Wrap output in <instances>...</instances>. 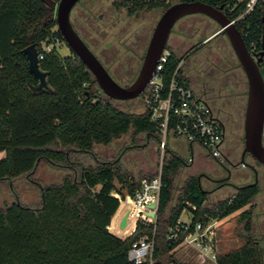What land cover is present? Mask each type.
I'll return each mask as SVG.
<instances>
[{
  "label": "trees",
  "instance_id": "trees-1",
  "mask_svg": "<svg viewBox=\"0 0 264 264\" xmlns=\"http://www.w3.org/2000/svg\"><path fill=\"white\" fill-rule=\"evenodd\" d=\"M173 1L112 0L111 4L115 10L125 9L129 16H136L166 9ZM204 1L214 7L223 5L247 44L262 48L264 0L241 17L249 0ZM55 39L65 41L55 9L46 0H0V152H4L0 181L30 176L42 161L65 170L59 180L42 186L38 207L18 201L0 206V264H136L128 251L144 236L154 239L153 264H169L174 261L172 251L197 222L206 225L253 202L259 188L247 184L211 207L205 203L207 191L197 177H189L172 204L185 159L166 148L155 221L137 219L125 237L113 233L109 226L120 207L114 192H121L115 180L126 183L134 195L141 179L129 178L121 160L92 165L72 156L92 155L96 146H108L130 131L158 139L157 130L144 108L140 113L127 112L105 95L72 49V55L61 56L55 46L48 51L41 47L43 41ZM30 45L36 46L38 56L43 55L39 66L46 73L47 86L41 89L24 51ZM180 61L171 51L162 71L166 86ZM178 72L182 75V68ZM184 209L192 214L189 229L178 228L170 238V229L181 224ZM246 228L250 230V219ZM217 262L261 264L251 237L240 248L219 254Z\"/></svg>",
  "mask_w": 264,
  "mask_h": 264
},
{
  "label": "rangeland",
  "instance_id": "rangeland-1",
  "mask_svg": "<svg viewBox=\"0 0 264 264\" xmlns=\"http://www.w3.org/2000/svg\"><path fill=\"white\" fill-rule=\"evenodd\" d=\"M58 1L59 0H46L48 5L54 9H56ZM177 1L178 0H174L172 3ZM111 2L112 0H80L72 10L71 21L75 29L88 43L94 53L106 64V68L114 79L121 80V78L117 76L116 71L121 64L127 65L131 62L132 72L124 75L122 79V82H124L123 84H130L137 77V73L140 69L139 67H141L140 62L142 61L140 57L137 58V41H139V54L142 56L155 25L165 9L155 8L150 11L140 12L136 16H129L125 9L121 12L118 10L114 12ZM197 17L200 19L204 18V16ZM185 24V22L181 21L175 26L170 35L167 49L172 52L182 50L185 47H187L186 50L192 49L193 52H191L190 57H192L191 59L195 62L191 60L192 68L193 71L197 72L198 66L201 63L207 62L209 59L218 56L217 51L219 49L216 45L211 47L201 44L202 37L196 35L191 36V34H189L195 31L194 26L191 24L189 27H186ZM144 25L146 29L141 31V37L137 39L135 35ZM182 28L186 30L183 31ZM123 29H126V32L124 31L125 33ZM182 32L185 34H182ZM195 33L198 34L197 32ZM207 33L208 32H206V34ZM215 39L216 38L212 40V44L215 42ZM53 46L57 48L61 56L73 54L68 44L61 39H55L50 42L43 41L41 43V47L46 51L50 50ZM106 47L107 49H105ZM115 51L117 53H115ZM128 55H130L131 58H129ZM139 59H141L140 62ZM116 104L121 109L131 113H140L143 110V104L140 98L116 100ZM132 146L137 147V150L134 149L133 151V149H131ZM126 152H129V154ZM93 153L92 155L78 154V156L73 155L72 157L75 160L79 158L80 161L92 165H96L97 161L113 162L123 159L121 160L124 162V164L121 162L122 168L124 167L125 169L128 167L126 168L127 170L134 169L137 172V178L141 177L142 179L145 175L146 177H150L155 174L161 158V149L158 139L153 136L149 137L144 133L135 136L132 131L125 134L122 138L113 141L108 146H96ZM134 155H137V159H135ZM3 156L4 152H0V158ZM136 160L137 168L134 167ZM255 165L256 163L253 164V166ZM64 173L65 170L59 165L42 161L36 171L30 176L24 175L18 178L0 181V206H4L12 201H18L22 204L38 207L41 202L42 186L46 182L59 180ZM198 173L199 171L196 172V175ZM127 175L129 176L128 173ZM186 176L187 173L185 172H180L177 175V187L183 184ZM255 198L256 206L254 209L250 208V204H248L226 217L221 223L213 226L214 243L218 255L234 251L247 242L251 232L246 228V223L248 219H251V216L259 222H262L264 219V190L262 189V192ZM207 205L211 207L214 206L210 204ZM252 210H254V212ZM188 214L190 213L185 211L182 215V219L188 220ZM214 220L215 219H213V221ZM110 226H112V223ZM254 231L253 237H264V232L261 231V227ZM149 238L151 239V237ZM181 251H183L182 247L177 251H172L174 260L183 259ZM258 256L261 264L264 263V248L258 249ZM194 264H197L196 260Z\"/></svg>",
  "mask_w": 264,
  "mask_h": 264
},
{
  "label": "built area",
  "instance_id": "built-area-1",
  "mask_svg": "<svg viewBox=\"0 0 264 264\" xmlns=\"http://www.w3.org/2000/svg\"><path fill=\"white\" fill-rule=\"evenodd\" d=\"M257 1L249 0L240 17L249 13ZM233 21L236 20L233 19ZM170 54L171 51L164 50L147 86L138 97L142 100L143 108L149 113V119L157 130L161 149L157 172L140 181V186L131 199L138 209L137 218L147 223L155 221L162 187V157L170 137H180L189 142L199 143L212 159L220 164L227 163V155L223 150L224 129L211 104L204 96L195 92L192 86L184 80L183 75L178 72L182 67V60L170 83L165 85L162 71ZM42 57L43 55L39 56V58ZM190 161L192 158L189 157L188 162ZM241 165L246 166V163L243 162ZM151 203H156V208H151L149 206ZM192 207L195 208L194 205ZM150 213H155V216H151ZM178 223H181L179 227L170 229V238L177 235L178 228H183L185 232L188 231L190 222L179 220ZM213 226L210 220L206 225L197 222L194 231L187 232L181 242L191 244L196 249L198 264H218ZM153 248L154 239L147 236L142 237L132 243L128 258L136 264H153Z\"/></svg>",
  "mask_w": 264,
  "mask_h": 264
},
{
  "label": "water",
  "instance_id": "water-1",
  "mask_svg": "<svg viewBox=\"0 0 264 264\" xmlns=\"http://www.w3.org/2000/svg\"><path fill=\"white\" fill-rule=\"evenodd\" d=\"M79 1H58L55 9L57 27L68 46L92 73L102 92L115 100H132L140 96L153 75L164 50L167 49L170 33L180 18L188 14L202 13L217 21L221 30L227 35L248 79L243 159L244 155L249 152L256 161L264 164V75L260 68V62L264 56V35L261 50L252 54L241 30L224 11L223 5L214 7L204 0L174 2L162 12L155 25L137 77L131 84L125 86L113 78L75 29L71 21V13ZM24 51L29 59L31 71L40 79L38 89L46 87V73L40 69L36 46L30 45ZM223 167L226 166L223 165ZM149 206L156 208V203H151ZM150 215L155 216V213H150ZM126 223L127 215L123 217L121 226L124 227Z\"/></svg>",
  "mask_w": 264,
  "mask_h": 264
},
{
  "label": "crops",
  "instance_id": "crops-1",
  "mask_svg": "<svg viewBox=\"0 0 264 264\" xmlns=\"http://www.w3.org/2000/svg\"><path fill=\"white\" fill-rule=\"evenodd\" d=\"M197 16H204V18L200 19ZM181 21L186 23L185 24L186 27H189V25L191 24L192 26H194L195 31L189 33L191 34V36L196 35L202 37L203 39H208L211 38L214 34H217L221 36L223 39L229 41L225 32L221 30L218 22L205 14L194 13L183 16L176 22L172 31L174 30L175 26L179 24V22ZM183 28L182 30L185 31L186 29ZM195 32H197L198 34H196ZM206 32L208 33L206 34ZM182 34L185 33L182 32ZM186 48L187 47L183 48L182 50H179L180 52L178 50L173 51L182 60L181 68H182L183 78L186 82H188L192 86L195 92L204 96L206 100L211 104V106H214V102L210 97V93H208V91L211 90L210 88H214V87L217 89L219 88L222 91V94L224 95L226 91L230 89V84L226 83L224 85L221 82L220 85H224L222 87H220V85L218 86H216L215 84L212 85L211 76L209 73L193 71L192 63H191L193 60L191 59L192 57H190L191 52L193 51L192 49L186 50ZM245 93H247L246 95H248V87L245 89ZM244 98H245L244 102H247L248 98L246 96ZM167 148L168 150L173 151L175 154L185 159V163L181 167L179 173L180 172L187 173L186 179L183 181V184L180 185V187H177V182L175 183L172 204L176 203L178 196L180 194V190L182 189L185 181L189 177H197L198 182L202 187V189L207 191V198L205 200V203L210 205H216L218 202L229 198L230 196L235 194V192L238 190L237 186L250 183L254 180V169L252 167L253 164L256 163L255 158L251 156L249 152H247L244 155V159H243V154H242L243 146L240 145L236 150L233 147V144L231 143V140L228 137L223 142V150L228 157L227 163L225 164H220L214 159H212L208 155L206 149L201 144L196 142H189L184 138L175 137V136L170 137ZM131 149H133L134 151V149L137 150V147L132 146ZM126 153L129 154V152ZM189 157L192 158V161L190 162H188ZM135 159H137V155L135 156ZM121 162L124 164L123 161ZM135 162L136 163H134V167L137 168V160ZM243 162L246 163V166L241 165V163ZM223 165H225L226 167H223ZM126 168L124 169L123 167V171L124 170L125 172L127 171V173L129 174V178H134L136 181L142 179L141 177L137 178V172L134 169L127 170ZM229 170L232 171V174L227 177L226 182L224 183L220 182L218 177L227 175V172ZM197 171H199V173L196 175ZM144 177H146V175ZM115 184L116 187L121 191V192H117V191L114 192V194L120 198V207L117 210L116 214L114 215L112 219V226H109V229H111L113 233L121 237H124L133 231L135 227V223L138 219L136 216L138 209H136L134 202L131 200L133 195L129 193L126 183L115 180ZM259 194H257L256 197ZM185 211L187 213L188 212L190 213L188 214L189 217L188 220L182 219V215ZM125 215H127V223L124 227H122L121 222ZM226 217L221 219L213 218L215 220L213 221V219H211L210 222L214 226H216L217 224L221 223L222 220H224ZM191 219H192L191 212L188 211L187 209H184L179 220L190 222ZM181 247L183 248V251H181L183 259L181 260L176 259L169 264H194L195 260L198 264L196 249L191 244L181 243L174 250L177 251Z\"/></svg>",
  "mask_w": 264,
  "mask_h": 264
},
{
  "label": "flooded vegetation",
  "instance_id": "flooded-vegetation-1",
  "mask_svg": "<svg viewBox=\"0 0 264 264\" xmlns=\"http://www.w3.org/2000/svg\"><path fill=\"white\" fill-rule=\"evenodd\" d=\"M112 9L115 12V9L113 7ZM123 10L124 9H120L119 11L121 12ZM144 29H146L145 25L144 27L140 28L139 29L140 31L135 35L137 36V39L141 37V31H143ZM124 31L126 32V29H123V32ZM214 38L216 39H215V42L212 44V40ZM200 43L205 44L206 46H211V47L216 45V47L219 49L217 51L218 56L216 58L209 59L207 62L201 63L198 66L197 70L199 72L209 73L211 76L212 85L215 84L216 86H218L221 84V82L224 85L226 83L230 84V89H228L224 95L222 94V91L219 88L217 89L215 87L210 88L211 90H209L208 93H210V97L212 101L214 102V106H212L213 111L214 113L216 112L215 114L224 129V140L228 137L231 140V143L233 144V147L236 150L240 145H242L243 146L242 154H243L244 147H245L244 120H245V112H246V106H247V102H244L245 101L244 97L246 96L248 98V95H246L247 93H245V89L248 87V80H247L246 74L243 70V67L230 41L222 39L221 36L219 37V35L214 34L211 38L202 39ZM248 46L252 54H255L261 50V49L260 50L254 49L250 45ZM105 49H107V47ZM146 49L144 51V54L141 56L139 54V41H137V58L140 57L142 59L141 62H140L141 59H139L140 65L143 62ZM115 53L117 52L115 51ZM128 57L131 58L130 55H128ZM256 58H258V56ZM102 63L104 64L103 61ZM104 65L106 67V64ZM260 68L264 75V56L262 57V60L260 62ZM131 72H132L131 62L128 63L127 65L121 64V66L116 71L117 76L120 77L121 80L120 79L116 80V78L115 80L118 81L122 85H125V86L129 85V84H123L124 82H122V79L124 75H126L127 73H131ZM224 85H220V87ZM263 142H264V136H263ZM252 168L254 169V180L247 184L257 185L259 188V192H258L259 194L262 192V189L264 190V164L256 161V165L253 166ZM231 174H232V171L229 170L227 172V175L220 176L218 177V179L220 180V182L224 183L226 182L227 177ZM247 184L239 185L237 186V188L239 189L242 186L247 185ZM263 202H264V199H263ZM255 206H256V198H254L253 202L250 203V208L254 209ZM252 211L254 212V210ZM250 222H251V227H250L251 233L248 237H251L253 246L255 248L257 249L264 248V237L262 238H257L255 236L253 237V234L255 233L254 230H257L258 228L260 229V227H261V231L264 232V219L262 220V222H259V221H256V219H254V217L252 218L251 216Z\"/></svg>",
  "mask_w": 264,
  "mask_h": 264
}]
</instances>
